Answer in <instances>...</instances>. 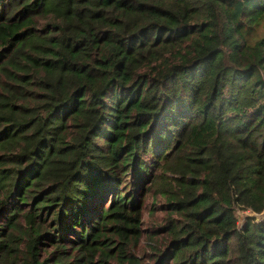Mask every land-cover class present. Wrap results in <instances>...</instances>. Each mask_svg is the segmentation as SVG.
I'll return each instance as SVG.
<instances>
[{
    "label": "trees",
    "instance_id": "obj_1",
    "mask_svg": "<svg viewBox=\"0 0 264 264\" xmlns=\"http://www.w3.org/2000/svg\"><path fill=\"white\" fill-rule=\"evenodd\" d=\"M141 248L264 264V0H0V264Z\"/></svg>",
    "mask_w": 264,
    "mask_h": 264
},
{
    "label": "rangeland",
    "instance_id": "obj_2",
    "mask_svg": "<svg viewBox=\"0 0 264 264\" xmlns=\"http://www.w3.org/2000/svg\"><path fill=\"white\" fill-rule=\"evenodd\" d=\"M163 199L157 198L154 201L158 203L159 201H162ZM152 200H149L147 202V206H152L153 207V212L152 214L149 211H145V216H152L155 220H160L162 219L163 214H165L164 210L160 208L162 205L163 201L161 203L156 204ZM247 214L255 215L256 218L261 219L262 218V213H253L249 209L243 210V209H237L236 210V215L238 218L239 223L243 222L244 216ZM139 253L141 255V259L144 263L146 264H156L155 262V251H151L149 249H144L141 248L139 249Z\"/></svg>",
    "mask_w": 264,
    "mask_h": 264
}]
</instances>
